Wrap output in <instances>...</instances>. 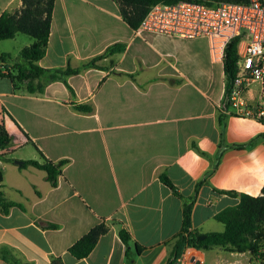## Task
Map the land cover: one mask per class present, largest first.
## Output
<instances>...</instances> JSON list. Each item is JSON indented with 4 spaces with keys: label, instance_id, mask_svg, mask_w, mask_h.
Listing matches in <instances>:
<instances>
[{
    "label": "crops",
    "instance_id": "1",
    "mask_svg": "<svg viewBox=\"0 0 264 264\" xmlns=\"http://www.w3.org/2000/svg\"><path fill=\"white\" fill-rule=\"evenodd\" d=\"M20 5L0 0V13ZM31 40L17 32L0 40V53L15 56ZM115 41H126L127 48L100 60L105 68L67 76L76 98L91 101L93 112L73 110L61 80L46 84L43 95H31L14 92L10 79L0 75V123L12 137L0 151V190L24 207L13 205L6 213L0 207V264H10L8 253L32 264H50L52 255L64 264H168L181 230L183 197L193 194L198 180L190 229L201 233L223 230L215 214L239 201L219 190L261 193L263 124L227 113L216 159L224 71L206 37L135 33L115 0H55L38 63L78 66ZM114 69L133 72L134 80ZM44 157L69 159L54 187L43 169L15 162ZM162 171L178 194L160 180ZM102 219L108 230L87 256L74 257L69 245ZM45 222L58 226H40ZM121 227L131 236L130 260ZM184 254L180 264H254L248 251L221 246L185 247Z\"/></svg>",
    "mask_w": 264,
    "mask_h": 264
},
{
    "label": "trees",
    "instance_id": "2",
    "mask_svg": "<svg viewBox=\"0 0 264 264\" xmlns=\"http://www.w3.org/2000/svg\"><path fill=\"white\" fill-rule=\"evenodd\" d=\"M55 0H21L19 8L13 11H2L0 13V40L8 39L15 36L17 32H22L31 37V42L20 48L17 55L12 56L10 53H0V75L6 76L12 83L14 92L43 95L46 84L53 80H61L71 94L69 106L78 112H93L94 105L91 101H80L76 98L72 86L67 81V76L81 72L87 68H105L98 62L103 58L115 54L122 53L127 48L126 41H115L108 44L100 53L84 60L78 66H71L67 63L64 67H42L39 65V59L45 54L52 10ZM119 5V11L122 19L131 28L136 29L146 14L148 8L156 2L171 3L178 0H115ZM205 4H212L219 0H191ZM230 2L246 3L249 0H224ZM237 43L238 38H232L224 48L223 71H224V91L221 98V106L218 108L217 125L219 128V149L216 159L221 155V140L224 131V118L228 109V94L232 86V80L236 72L237 62ZM115 75H122L134 80L133 72H123L112 70ZM172 82L175 78H165ZM230 114V113H229ZM264 136V133L261 134ZM253 139L246 143L237 144L242 147L252 144ZM12 143V137L6 130L5 126L0 123V151L8 148ZM36 146V145H35ZM195 146V145H194ZM201 154H205L199 150ZM206 155V154H205ZM2 157L3 154L0 153ZM69 161L67 158L51 160L44 157L43 162L36 159L21 160L20 165H33L45 171V178L51 186L58 184L59 175L62 173L63 166ZM159 178L172 191L178 194L174 184L171 182L167 174L162 171ZM2 173L0 171V183ZM202 178L197 181L192 195L183 197L182 224L181 230L175 236L171 243L170 257L168 264H174L175 259L182 253L183 248H211L213 246H221L228 251L243 252L248 251L253 258L257 257L261 249L264 248V184L259 195H250L244 192L234 190H219L233 196H237L239 201L234 205H229L215 214V218L224 225L221 231H208L201 233L197 230L192 231L191 225V208L196 198V193ZM13 205H17L24 209L23 205L9 200L4 197L0 190V207L1 211L6 213ZM42 227L55 228L58 224L45 222L40 223ZM108 230V225L104 219L92 226L87 232L81 235L68 247V251L76 258H82L89 254L93 249L99 237ZM119 237L125 244V253L127 260H130L129 248L131 246V236L129 232L121 227L118 231ZM204 235L199 238L198 236ZM136 252L141 247L134 243ZM262 251V256H263ZM10 264H32L30 262H22L12 254L7 255ZM50 264H64L61 256H50Z\"/></svg>",
    "mask_w": 264,
    "mask_h": 264
},
{
    "label": "built area",
    "instance_id": "3",
    "mask_svg": "<svg viewBox=\"0 0 264 264\" xmlns=\"http://www.w3.org/2000/svg\"><path fill=\"white\" fill-rule=\"evenodd\" d=\"M135 33L155 32L183 38L206 37L214 60L238 38L236 72L228 94L227 112L264 125V0L246 3L191 0L152 4ZM185 262V254L175 259Z\"/></svg>",
    "mask_w": 264,
    "mask_h": 264
},
{
    "label": "rangeland",
    "instance_id": "4",
    "mask_svg": "<svg viewBox=\"0 0 264 264\" xmlns=\"http://www.w3.org/2000/svg\"><path fill=\"white\" fill-rule=\"evenodd\" d=\"M8 41V40H7ZM203 43H200L199 45H198V47H201V48H205V46L203 47ZM262 251H263V253H264V248L263 249H261V251L258 253V255H256L257 257H255V258H253L252 256V258L254 259V264H264V254H263V256H262Z\"/></svg>",
    "mask_w": 264,
    "mask_h": 264
},
{
    "label": "water",
    "instance_id": "5",
    "mask_svg": "<svg viewBox=\"0 0 264 264\" xmlns=\"http://www.w3.org/2000/svg\"><path fill=\"white\" fill-rule=\"evenodd\" d=\"M15 162L19 163L20 160H15ZM203 236H204V235H200V236H198V237L201 238V237H203Z\"/></svg>",
    "mask_w": 264,
    "mask_h": 264
}]
</instances>
